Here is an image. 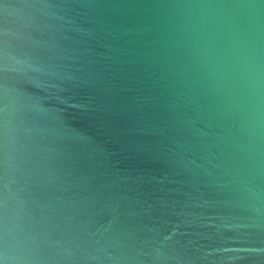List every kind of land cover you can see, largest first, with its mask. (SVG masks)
Listing matches in <instances>:
<instances>
[{
    "label": "water",
    "instance_id": "95a60500",
    "mask_svg": "<svg viewBox=\"0 0 264 264\" xmlns=\"http://www.w3.org/2000/svg\"><path fill=\"white\" fill-rule=\"evenodd\" d=\"M0 264H264V0H0Z\"/></svg>",
    "mask_w": 264,
    "mask_h": 264
}]
</instances>
